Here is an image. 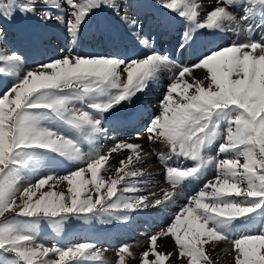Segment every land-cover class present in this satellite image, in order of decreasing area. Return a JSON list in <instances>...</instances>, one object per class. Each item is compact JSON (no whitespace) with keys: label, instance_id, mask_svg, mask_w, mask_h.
Returning <instances> with one entry per match:
<instances>
[{"label":"snow or ice","instance_id":"obj_1","mask_svg":"<svg viewBox=\"0 0 264 264\" xmlns=\"http://www.w3.org/2000/svg\"><path fill=\"white\" fill-rule=\"evenodd\" d=\"M145 8L164 32L183 23L171 52L144 32ZM104 13L138 53L106 24L98 36L110 49L79 50L88 23ZM18 16L55 24L72 46L29 66L0 26V264H108L109 249L97 241L46 246L42 227L59 235L72 221L127 223L176 207L184 186L200 181L167 226L144 234L142 252L122 243L115 264H218L212 253L221 243L233 264H264V38L255 36L264 31V0H0V18ZM223 33L237 39L198 49ZM21 43L39 54L44 37ZM189 52L192 63L177 58ZM165 75L159 113L134 137L112 135L143 119V110L131 120L120 113ZM153 155L164 174L158 190L143 167ZM165 238L172 251L163 250Z\"/></svg>","mask_w":264,"mask_h":264},{"label":"rangeland","instance_id":"obj_2","mask_svg":"<svg viewBox=\"0 0 264 264\" xmlns=\"http://www.w3.org/2000/svg\"><path fill=\"white\" fill-rule=\"evenodd\" d=\"M155 1V0H154ZM214 0H209V2L210 3H212ZM206 7H207V5H206ZM145 9L144 10H142V13H141V15H142V19H143V22H144V32H145V28H148L149 29V32H147V33H149V34H151V35H159V32L160 31H158V28L157 27H154L153 28V22L152 21H150L149 19L148 20H146L145 18H144V15H147L146 13H145ZM106 14H108V13H106ZM106 14H105V16H106ZM101 15H104V14H101ZM101 15H99V16H97V17H94L90 22H89V24H93V23H95V22H101L100 23V26L102 25V21H103V17L101 16ZM110 15V14H109ZM100 16L102 17V19H101V21H100ZM108 17V16H107ZM111 18L112 19H114V20H116L114 17H112L111 16ZM30 19H33V20H35V18H30ZM24 20H27V19H25L24 18ZM9 21V20H8ZM36 21V20H35ZM117 21V20H116ZM9 22H12V20L11 21H9ZM38 23V25H39V29H38V25H37V30H38V33H40V34H45L46 36H47V40H51L52 42H57V41H60V40H63L64 41V43H63V49H61V50H59V52H57V53H55L54 55H51V56H59V55H61V54H63V52H66L67 51V49L69 48V47H71L72 45L70 44V42H69V40L67 39V37H66V35H65V33L63 32V30L61 29V28H59L58 26H56L55 24H49V25H47V26H45V25H43L40 21H38L37 22ZM103 25H105V21L103 22ZM150 27H152V28H150ZM112 31H114V29H111ZM91 31V32H90ZM90 32V38H88V37H85V38H83L82 39V41H81V43H80V46H79V50H81V51H85V52H94V51H99V48L97 47V49H96V46L94 45L95 44V42L97 43L98 42V40H100V38H99V36H98V28L97 29H95V30H93V29H91L90 28V30L88 31V33ZM35 33V32H34ZM146 33V32H145ZM233 34H231V36H232ZM20 36V38L23 40V36H22V33L19 35ZM98 36V37H97ZM234 37V35L232 36V38ZM230 43V41L227 43V44H229ZM16 45H19V47H22V48H27L25 45H23L22 43H21V41L20 42H16ZM55 46V48L57 49V47L59 46V45H54ZM102 46V48H107L106 47V45H101ZM122 47H124L123 45H121ZM166 47V46H165ZM197 47H198V45H197ZM90 49V50H88V49ZM109 49V48H108ZM48 52V51H47ZM49 52H51V50L49 51ZM53 52V51H52ZM37 55H39L38 53H37ZM41 58H44V57H42V55L39 57V59H41ZM184 61H185V59H184ZM183 61V62H184ZM36 61L34 60V62H32V64H29V66H32V65H34V63H35ZM190 63H192V62H190ZM196 72H197V70H196ZM195 75L197 76V73H195ZM166 76H164V77H162L161 79H162V83L161 84H154V85H152L151 87H150V90L148 91V93L146 94V95H144V96H142L141 98H140V100L141 99H144L145 100V102H146V105L147 104H149L151 107H152V113H150L149 114V112L147 111V113H148V118L147 119H145V124L154 116V115H156V114H158L159 113V103H160V101H161V99L163 98V96H164V94H165V91H166V88H167V85H168V80L169 79H167V80H165L164 78H165ZM198 78H203V77H198ZM154 91H158V96L157 97H150V92H154ZM138 102V101H137ZM134 106V105H133ZM123 137H126V136H123ZM123 137H120V138H123ZM141 141H144V140H141ZM134 142H136V141H134ZM138 143H142V142H138ZM149 147V144L147 143V141L146 142H144V148H148ZM159 149V148H158ZM164 149V147L162 146L159 150H157V151H161V150H163ZM155 159H156V157H153V158H151V162H146V164L145 165H147V167L149 168L150 167V165L151 164H153L154 162H155ZM115 163V162H114ZM66 171H64V172H62L61 174H64ZM162 179H161V176L159 177V181H161ZM57 190H64V186L63 185H59L58 186V188H57ZM197 190V188L196 187H194V188H192V191L193 192H195ZM78 226H79V223H77L76 221H72V222H70L69 223V225H67L66 226V229H65V232L64 233H61V234H59V235H57V234H55L50 228H47L46 226H43L42 227V230H41V233H40V239H41V242H43L46 246H51L52 244H55V243H57V242H59V243H63V244H69L68 243V240H69V238H68V236H70V235H72V234H74V232H75V230L78 228ZM169 240H170V245H171V247H168V249H167V246H166V244L164 243V242H166L167 243V239L164 241V242H162V247H163V250L164 251H172L173 249H174V246H173V243H172V241H171V238H168V242H169ZM75 241H78V238H76V240ZM224 245L226 244V243H223ZM224 247H227L228 248V246H227V244L224 246ZM224 247H222V249L224 248ZM166 250H165V249ZM226 248V250L225 249H221V248H217L216 247V249H215V251L212 253L214 256H216L217 258H218V264H228V262H229V264H233V260H232V254H231V252H228L229 250ZM218 251V252H217ZM224 252H226L227 254H223ZM223 256H229L228 258H224Z\"/></svg>","mask_w":264,"mask_h":264},{"label":"bare ground","instance_id":"obj_3","mask_svg":"<svg viewBox=\"0 0 264 264\" xmlns=\"http://www.w3.org/2000/svg\"><path fill=\"white\" fill-rule=\"evenodd\" d=\"M214 2H215V0L211 3V4H214ZM105 18H107V16H105L103 19H104V21H106V25L110 28V29H117L119 32H123V33H125L124 32V28H123V26L122 25H120L119 23H116V22H114V20L112 19V20H109L108 18H107V20L105 19ZM108 22H110V24L108 25ZM91 26H93V28H98V26L100 27V24L98 25V24H88V27L90 28ZM184 28V27H183ZM258 33H261V34H263L264 35V31H257L256 33H255V36L258 34ZM229 36V35H228ZM233 36V35H232ZM86 37V36H85ZM230 37V36H229ZM64 42V41H63ZM157 45V47H158V49H160V50H163L164 49V47L166 46V47H168V48H170V46H171V43H167L166 45H164L163 46V49H161V45L160 44H156ZM198 48H200V46H199V44H198ZM184 61V60H183ZM199 76L198 77H200V76H202L203 74V72H202V70H197V72H196ZM158 91L156 92V91H154V92H151V95H150V97H157L158 96ZM147 111H150V112H152V107L151 106H149V105H147L146 106V108H145ZM144 145V144H143ZM167 239V246L168 247H171V243H170V240H169V242H168V238H165L163 241H165ZM165 243V242H164ZM226 245V244H225ZM223 243H221L218 247L219 248H221L222 249V247H224L225 246ZM217 247V248H218ZM226 248L227 247H224L223 249H225L226 250ZM222 249V250H223ZM228 249V248H227ZM218 252V251H217ZM223 254H227L226 252H224ZM224 258H228L227 256H223ZM228 264H229V262H228Z\"/></svg>","mask_w":264,"mask_h":264},{"label":"crops","instance_id":"obj_4","mask_svg":"<svg viewBox=\"0 0 264 264\" xmlns=\"http://www.w3.org/2000/svg\"><path fill=\"white\" fill-rule=\"evenodd\" d=\"M171 221V220H170ZM169 221V222H170ZM168 222V223H169ZM167 223V224H168ZM172 243H173V246H174V241L171 239ZM164 242V241H163ZM128 243H131V244H134L136 245L135 247V251L137 252V254H139L140 252H142L144 250V247L146 245V240H140V241H135V242H128ZM166 246H167V243L165 242ZM227 246H228V252H231L230 251V244L226 243ZM119 246L117 247H114V248H110L108 252H106L105 256H106V259L108 261V264H115V261H116V249L118 248ZM165 249V248H164ZM167 249H168V246H167ZM166 250V249H165ZM232 254V253H231Z\"/></svg>","mask_w":264,"mask_h":264}]
</instances>
